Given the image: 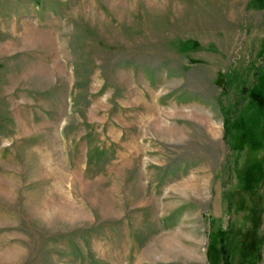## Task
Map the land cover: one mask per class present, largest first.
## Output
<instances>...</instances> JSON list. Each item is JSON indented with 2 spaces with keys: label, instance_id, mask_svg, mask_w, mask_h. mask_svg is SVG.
<instances>
[{
  "label": "rangeland",
  "instance_id": "1",
  "mask_svg": "<svg viewBox=\"0 0 264 264\" xmlns=\"http://www.w3.org/2000/svg\"><path fill=\"white\" fill-rule=\"evenodd\" d=\"M251 3L0 0V264H264Z\"/></svg>",
  "mask_w": 264,
  "mask_h": 264
},
{
  "label": "trees",
  "instance_id": "2",
  "mask_svg": "<svg viewBox=\"0 0 264 264\" xmlns=\"http://www.w3.org/2000/svg\"><path fill=\"white\" fill-rule=\"evenodd\" d=\"M252 9H261L264 7V0H252V3L250 5ZM242 92H244V89H241ZM225 131H224V137L227 140L228 134L230 131V127L227 125V122L225 121ZM231 227L227 228L224 233V238L221 241V245L219 248V251L221 252L222 255V262L221 264H231V257L233 256V252L230 250V244L228 245L226 243L227 236L228 234L231 235L232 231L230 229Z\"/></svg>",
  "mask_w": 264,
  "mask_h": 264
}]
</instances>
